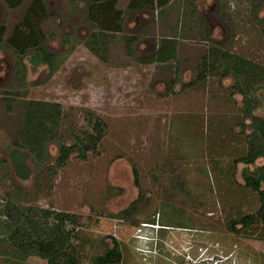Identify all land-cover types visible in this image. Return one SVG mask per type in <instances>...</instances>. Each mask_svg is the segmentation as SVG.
Segmentation results:
<instances>
[{"label":"rangeland","instance_id":"374dc122","mask_svg":"<svg viewBox=\"0 0 264 264\" xmlns=\"http://www.w3.org/2000/svg\"><path fill=\"white\" fill-rule=\"evenodd\" d=\"M43 1L50 16L41 29L56 69L33 73L25 60L19 72L16 55L0 49V203L75 215L66 229L83 264L105 255L113 239L120 264H264V226L231 230L260 209L236 163L250 134L237 84L255 81V115L264 119V0H169L149 12L120 0L122 33L90 24L82 0ZM31 2L12 11L0 0L5 41ZM163 45L176 56L157 63ZM223 53L245 61L244 74L210 69L202 78L206 57ZM29 102L59 105L62 125L48 128L46 161L29 160L22 179L11 156ZM91 114L107 125L98 152L87 160L75 153L56 168L58 140L71 145L93 133ZM9 235L0 213V264H47L16 250Z\"/></svg>","mask_w":264,"mask_h":264},{"label":"trees","instance_id":"16d2710c","mask_svg":"<svg viewBox=\"0 0 264 264\" xmlns=\"http://www.w3.org/2000/svg\"><path fill=\"white\" fill-rule=\"evenodd\" d=\"M82 1L88 7L89 20L95 26L100 27L103 30L101 32L122 33L123 14L117 10V4L120 0ZM3 2L9 10L13 11L22 6L24 0H3ZM169 3V0H130L128 8L133 12H149L156 8H164ZM49 16L43 0H32L22 25L15 29L13 36L7 41H5L7 28L0 26V49L6 46L16 55L17 62H19V72L26 69L25 60L28 61L33 73L44 66L51 71L56 69V56L49 51L45 43L47 37L41 29L42 24ZM101 37L104 36L97 33L92 35V39ZM86 45L94 54L98 55L99 51L93 44L87 41ZM162 48L153 58L157 63H165L168 59L173 60L175 58L176 47L174 45L170 51L164 45ZM227 56L229 55L223 53L220 57L214 54L206 57L205 70L201 73V77L204 78L210 69L223 71L222 75L225 77L230 73H236L238 76L244 74L241 68L244 67L245 61L242 60L241 65L240 58H236L239 62L233 64V59ZM248 73L246 71L245 75ZM247 82L246 84L250 85L247 88H244L241 82H238L237 86L238 94L244 97L243 119L245 122H249L248 153L236 163L245 166L243 187L258 194L260 209L255 215L245 216L233 224L231 230L236 234L240 232L239 225L245 229L254 225L264 226V164H259L260 161L264 160V119L255 115L257 102L251 93L255 81L248 79ZM26 108L20 132L21 143L16 145L11 156L14 169L22 179H27L30 175L29 160L32 164L36 163L37 160L46 161L44 142L48 128L55 127L57 129L62 125L59 111L61 107L59 105L29 102ZM90 119L94 128L93 133H85L82 137H75V141L71 145L68 142L58 140L59 151L56 168L65 167L75 153H80V158L87 160L90 153L98 152L106 136L107 125L102 119L95 118L93 114H91ZM54 139H57V135L54 136ZM50 170L55 172L54 168ZM136 184H138V180H136ZM0 213H4L8 221L10 228L9 243L26 257H37L46 261L47 264H83L72 244L73 233L66 229L67 225L76 224L75 215L38 211L32 207L19 206L11 199H8L4 205L0 203ZM113 244L114 247L105 255L95 259L93 264H120L122 262L120 245L115 239H113Z\"/></svg>","mask_w":264,"mask_h":264},{"label":"flooded vegetation","instance_id":"af4514ba","mask_svg":"<svg viewBox=\"0 0 264 264\" xmlns=\"http://www.w3.org/2000/svg\"><path fill=\"white\" fill-rule=\"evenodd\" d=\"M120 2V1H119ZM118 6H119V3L117 4V10L118 11H121L119 8H118ZM129 7V6H128ZM129 9V8H128ZM130 10V9H129ZM130 11H132V10H130ZM122 12V11H121ZM123 13V12H122ZM88 18H89V15H88ZM89 20V19H88ZM89 22H90V24H93L90 20H89ZM94 25V24H93Z\"/></svg>","mask_w":264,"mask_h":264},{"label":"clouds","instance_id":"9594fccd","mask_svg":"<svg viewBox=\"0 0 264 264\" xmlns=\"http://www.w3.org/2000/svg\"><path fill=\"white\" fill-rule=\"evenodd\" d=\"M202 262L206 263L207 261L206 260H203ZM206 264H213V263H206Z\"/></svg>","mask_w":264,"mask_h":264}]
</instances>
